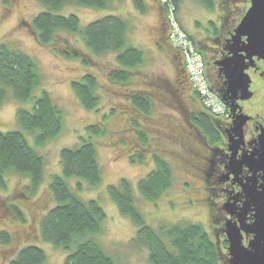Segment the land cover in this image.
I'll use <instances>...</instances> for the list:
<instances>
[{"label": "rangeland", "instance_id": "obj_1", "mask_svg": "<svg viewBox=\"0 0 264 264\" xmlns=\"http://www.w3.org/2000/svg\"><path fill=\"white\" fill-rule=\"evenodd\" d=\"M222 1H215L214 11L207 10L195 0H184L176 12L170 0H144L145 14L138 10L135 0H117L107 10L79 6L64 8L61 14L77 16L82 29L108 16H117L127 22L130 27L128 45L143 51L145 63L130 76L131 81L127 86H121L109 81L108 77L109 71L117 64L115 54L93 56L79 36L64 34L67 43L71 47L74 45L73 48L82 58L67 60L54 52L52 47L41 44L32 34L34 19L46 10L38 0H0V45L23 53L35 62L42 79V86L35 97H39L42 90L47 91L55 106L65 115L61 135L36 149L46 163L44 182L38 192L25 200L23 194L27 190L28 179L15 174L5 176V188H0V234L7 232L12 237V243L9 247L0 244V264H7L27 243H34L30 242L32 240L48 256L47 264H64L65 251L44 243L40 237L39 224L55 206L48 186L54 176H62L61 150L77 147L81 136L89 138L87 128L100 124L106 129V134L93 137V142L103 171L102 184L90 189L77 178L68 179V184L80 199L85 202L95 200L105 211L107 219L103 224V234L97 240L115 264H148L147 250H139L131 245L138 228L120 214L109 195V187L118 186L122 180L131 184L135 206L149 227L157 229L165 224L200 225L218 246L214 233L215 213L206 201L203 182L183 157L179 147L182 139L173 137L174 124L178 120L180 124L184 123V112L177 98L172 96L170 86L180 65L164 44L163 29L166 26L169 28V42L181 54L186 69L188 61L184 58L186 50L183 43L191 42L197 56L189 55V62L198 70L200 77L206 80V65L195 43L203 41L212 30L210 21H216L217 15H221L219 9ZM247 1L225 0L230 6H238V21L244 15ZM248 2L250 4V0ZM173 25H177L183 32L186 41L178 42L174 36L170 37ZM61 43L66 45V41ZM83 59L86 62L89 60L88 66L82 62ZM87 74L94 75L98 81V94L101 98L98 111L86 110L72 87V82L81 81ZM252 91L255 94L252 102L264 108V86L257 80L253 83ZM137 92H146L152 99L151 114L138 112L130 97L125 96ZM32 106V102L15 100L12 92H9L8 99L0 106V132L19 131L17 111H29ZM221 114H224L223 108ZM155 155L171 165L174 178L172 187L156 202H152L140 194L139 184L155 169ZM79 182L83 185L82 190L78 189ZM16 207L21 210L24 221L11 214V208ZM30 229L33 232L25 240L22 237Z\"/></svg>", "mask_w": 264, "mask_h": 264}, {"label": "trees", "instance_id": "obj_2", "mask_svg": "<svg viewBox=\"0 0 264 264\" xmlns=\"http://www.w3.org/2000/svg\"><path fill=\"white\" fill-rule=\"evenodd\" d=\"M38 1L46 10L34 19L32 34L41 44L52 47L54 52L67 60L82 58L73 48L74 45L71 47L67 43L64 34L79 36L93 56L115 54L117 64L109 71L108 77L109 81L117 85L127 86L134 71L144 65L143 51L128 45L130 27L125 20L108 16L82 29L77 16L61 14L67 6L107 10L117 0ZM170 1L176 12L184 0ZM195 1L209 11L215 9L216 0ZM135 5L143 14L146 13L144 0H135ZM64 41L66 45L61 43ZM82 62L88 66L89 60L86 62L83 59ZM181 70L186 72L185 63ZM41 86L42 79L35 62L23 53L0 45V106L8 99L9 92H12L15 100L32 102L33 105L32 110L17 111L19 131L0 132V188H5V176L8 174L25 177L29 181L23 194L25 200L35 195L44 182L46 163L36 149L58 138L64 129L65 115L55 106L50 94L42 90L40 96L35 97ZM72 87L86 110L98 111L101 98L94 75L87 74L81 81L72 82ZM125 96L130 97L138 112L152 113V99L146 92ZM112 113L115 114V110ZM87 133L89 138L81 136L77 147L65 148L60 152L62 176H54L48 186L55 206L39 224L40 237L44 243L65 251L64 264H115L97 240L103 234V224L107 219L105 211L95 200L85 202L80 199L68 184V179L72 178L84 181L90 189L102 184L103 171L93 137L104 136L106 129L101 124L92 125L87 128ZM154 161L155 169L139 184L140 194L152 202H156L172 187L174 178L173 168L165 159L155 155ZM82 188L79 182L78 189ZM108 191L120 214L138 228L131 245L139 250H147L148 264H223L217 244L202 226L165 224L157 229L149 227L135 206L128 181L122 180L118 186L109 187ZM11 214L24 221L18 207L11 208ZM32 232L31 229L30 232L26 231L22 238L28 240ZM30 242L34 243H27L7 264H47L46 253L35 241ZM11 243L12 237L7 232L0 234L1 245L9 247Z\"/></svg>", "mask_w": 264, "mask_h": 264}, {"label": "flooded vegetation", "instance_id": "obj_3", "mask_svg": "<svg viewBox=\"0 0 264 264\" xmlns=\"http://www.w3.org/2000/svg\"><path fill=\"white\" fill-rule=\"evenodd\" d=\"M248 1L244 15L238 21V6H230L223 0L219 9L221 15H217L216 21H210L212 30L205 35L203 41L195 43L206 65L207 84L222 104L223 115H214L204 105L192 86L187 70L185 73L181 70L184 60L169 42L166 23L163 29L164 44L180 65L170 86L172 96L177 98L184 112V123L180 124L178 120L174 124L173 137L182 139L181 144L178 143L183 157L203 182L206 201L215 213L214 233L224 264H229L230 259L227 225H237L240 229L242 226H252L257 221L256 208L248 206L249 199L244 187L253 178L258 192L264 184V172L254 174L249 167L252 166L253 169V162L258 161L264 143V108L258 107L257 102H252L255 98L253 83L258 80L264 86V61L254 58L252 66L246 71L251 79L252 94L247 100L242 99L241 93L229 90L224 67V63L233 57L232 50L237 48L231 40L251 7ZM245 41L246 38L243 37L242 42ZM202 121L204 122L201 123ZM242 235L243 245L248 247L254 235L243 231Z\"/></svg>", "mask_w": 264, "mask_h": 264}, {"label": "water", "instance_id": "obj_4", "mask_svg": "<svg viewBox=\"0 0 264 264\" xmlns=\"http://www.w3.org/2000/svg\"><path fill=\"white\" fill-rule=\"evenodd\" d=\"M250 5L231 40L237 47L232 50L233 57L224 63L229 90L241 93L243 100L252 96L251 79L246 71L252 66L254 58L264 61V0H250ZM243 37L245 42H242ZM241 44L242 47H239ZM249 167L254 174L264 172V143L258 161L253 162V169ZM244 188L249 199L248 206L256 208L257 221L240 229L237 225H227L229 264H264V184L258 192L253 178ZM242 231L254 235L248 247L243 245Z\"/></svg>", "mask_w": 264, "mask_h": 264}, {"label": "built area", "instance_id": "obj_5", "mask_svg": "<svg viewBox=\"0 0 264 264\" xmlns=\"http://www.w3.org/2000/svg\"><path fill=\"white\" fill-rule=\"evenodd\" d=\"M175 9H173L174 11ZM176 32V34H175ZM172 36H174L178 42L179 41H186V37L183 34V32L178 28L177 25H173V31L171 33ZM177 35V36H175ZM183 47L185 51V54L183 51H181L184 54V58L186 59V61H188V65H187V73L190 77L191 83L194 87V89L198 92L199 96L202 98L204 105L213 112V114L215 115H222V104H220L219 100L217 99V97L210 91V88L206 82L205 79H203V77L201 78L200 75L198 74V70L192 66V64H190V60H189V55H196L194 52V49L192 48V44L191 42L183 43ZM197 56V55H196ZM186 63V64H187ZM194 64V62H193Z\"/></svg>", "mask_w": 264, "mask_h": 264}]
</instances>
